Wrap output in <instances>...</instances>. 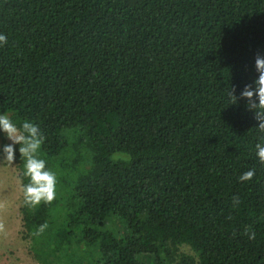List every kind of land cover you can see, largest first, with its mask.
Returning a JSON list of instances; mask_svg holds the SVG:
<instances>
[{"label": "trees", "instance_id": "trees-1", "mask_svg": "<svg viewBox=\"0 0 264 264\" xmlns=\"http://www.w3.org/2000/svg\"><path fill=\"white\" fill-rule=\"evenodd\" d=\"M0 34V114L56 176L20 208L38 264H264V132L229 95L255 87L264 0H0Z\"/></svg>", "mask_w": 264, "mask_h": 264}, {"label": "clouds", "instance_id": "clouds-1", "mask_svg": "<svg viewBox=\"0 0 264 264\" xmlns=\"http://www.w3.org/2000/svg\"><path fill=\"white\" fill-rule=\"evenodd\" d=\"M5 43H7V37L0 34V44ZM255 64L258 73L255 87L253 88L251 84L246 85L239 98L234 94V89L230 90L229 95L232 104L237 103L240 98L247 100L249 110L254 112L255 118L259 122L257 128L264 132V57L258 55ZM0 130L12 142L0 146V156L3 160L13 163L15 161V145H20L19 153L24 163V175L29 178V183L23 186L25 204L34 208L42 201H51L55 194L56 176L54 172L46 168L45 160L38 157V151L43 143L39 127L33 122L25 120L18 128L7 114H0ZM256 149L259 161L264 163V143H257ZM254 175V169L248 170L239 179L249 181ZM2 227L0 225V228ZM250 238H254V234Z\"/></svg>", "mask_w": 264, "mask_h": 264}, {"label": "rangeland", "instance_id": "rangeland-1", "mask_svg": "<svg viewBox=\"0 0 264 264\" xmlns=\"http://www.w3.org/2000/svg\"><path fill=\"white\" fill-rule=\"evenodd\" d=\"M7 144L12 143L7 139ZM2 139L0 138V146ZM17 165L0 156V264H38L29 251V243L23 239L20 208L22 205V183ZM185 252L192 253L189 248ZM148 264L153 258L142 256Z\"/></svg>", "mask_w": 264, "mask_h": 264}]
</instances>
